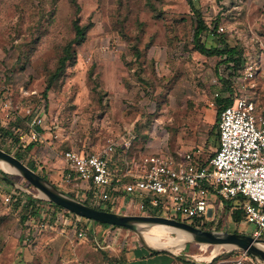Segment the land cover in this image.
I'll return each mask as SVG.
<instances>
[{"label": "rangeland", "instance_id": "obj_1", "mask_svg": "<svg viewBox=\"0 0 264 264\" xmlns=\"http://www.w3.org/2000/svg\"><path fill=\"white\" fill-rule=\"evenodd\" d=\"M191 1L209 30L216 25L217 33L218 27H223L224 32L217 34L228 46L250 52L257 51L259 43L264 46V0ZM77 3L80 24L90 23L91 27L85 41L75 49L76 62L45 97L46 79L62 47L73 36L72 2L0 0V125L7 131V135L0 136V148L20 156L26 166L33 167L37 174L73 198L76 189L63 181V174L54 163L69 149L95 153L126 129H132L135 150L149 146L175 155L199 149L202 159L211 157L218 148L214 132L219 106L215 94L220 95L221 86L213 83L218 59L195 51V20L187 1ZM212 43L218 45L216 41ZM257 94L264 98V88ZM37 106L44 108L42 124L32 127L29 123ZM37 129L38 136L33 138L32 132ZM43 134L48 138L44 139ZM40 139V160L35 162L29 145ZM5 176L14 185L1 180L0 185L7 194L14 193L15 200L4 204L0 198V253L5 255L0 262L19 264L21 248L31 250L37 239L47 241L58 234L61 242L54 250L50 248L52 257L40 258L41 261L79 264L77 260L64 263L61 258L62 241L82 239L73 227L58 222L50 229L41 226L42 220L22 221L26 210L22 207L27 199L18 191L30 197V193L37 192L17 174ZM229 202L235 205L234 201ZM212 205L218 222L206 225V229L252 235L255 227L244 220L234 224L225 212L224 202L219 209L218 200ZM103 208L140 215L135 208L129 213L126 202L119 207ZM149 234L158 235L163 241L176 237L175 232L160 227L151 228ZM83 240L90 262L91 257H97L122 264L135 246L142 253L150 251L137 234L123 228L108 231L96 227L94 234L87 233ZM234 251L189 243L176 253L157 251L162 258L142 264H158L168 254L181 257L183 262L188 259L197 264H227ZM200 253L204 257L198 256ZM211 254L214 259L209 260ZM140 255L135 254L136 258ZM30 257L35 259L32 254Z\"/></svg>", "mask_w": 264, "mask_h": 264}, {"label": "built area", "instance_id": "obj_2", "mask_svg": "<svg viewBox=\"0 0 264 264\" xmlns=\"http://www.w3.org/2000/svg\"><path fill=\"white\" fill-rule=\"evenodd\" d=\"M217 30L224 32L223 27ZM242 51L238 66L226 62L216 69L213 83L228 81L231 90L224 95L230 103L220 113L218 148L211 157L202 159L199 149L175 155L135 150L132 129H126L95 153L69 149L62 154L63 181L76 189L75 198L95 208L119 207L126 202L129 213L135 208L140 215L178 217L194 221L198 228L218 222L211 198L218 200V209L224 201L241 198L244 223L255 227L252 237L263 239L264 98L257 92L264 88V46L259 43L257 51ZM43 110V106L34 109L30 126H41ZM37 136L34 130L32 137ZM14 195L0 186L4 204L15 200ZM38 220L44 221V228L53 229L58 222L73 227L82 239L87 233L94 234L96 227L102 228L48 205L41 208ZM227 264L264 263L246 251L235 250Z\"/></svg>", "mask_w": 264, "mask_h": 264}, {"label": "water", "instance_id": "obj_3", "mask_svg": "<svg viewBox=\"0 0 264 264\" xmlns=\"http://www.w3.org/2000/svg\"><path fill=\"white\" fill-rule=\"evenodd\" d=\"M2 163L8 165L13 171L5 172L0 166V180L4 183L13 186L14 183L4 174L15 173L37 192L36 195L30 193L34 199L44 200L54 204L73 215L82 217L93 223L119 227L131 231L137 234L145 247L150 251L157 252L166 250H156L148 247L144 242L138 226H147V229L154 227L169 228L173 231L182 232L189 236V240L183 244V248L189 243L203 246L227 247L234 250L246 251L264 263V240L262 239H256L251 235L228 232L226 230H204L185 221L162 215H133L100 210L60 191L44 177L26 166L19 158L0 148V165Z\"/></svg>", "mask_w": 264, "mask_h": 264}, {"label": "trees", "instance_id": "obj_4", "mask_svg": "<svg viewBox=\"0 0 264 264\" xmlns=\"http://www.w3.org/2000/svg\"><path fill=\"white\" fill-rule=\"evenodd\" d=\"M186 1L193 12V16L195 20L194 21L195 24L193 28V44H194L195 51H197L201 55L208 57V58H214V57L217 58L218 65L221 63H226V62H233L235 66H238L240 62V55L243 52L242 49L228 46L225 43V39L222 37V35H218L216 33V25H214V27L211 30H209L208 27L205 25L200 12L194 8L192 1L191 0H186ZM71 2L74 7V19L72 21L73 36L62 47L60 55L58 56L56 60L55 67L52 71H50L46 79V86L44 90L45 97H46V93L50 89H52L53 86L66 73V69L69 66L74 65V63L76 62L75 49L85 41L87 32L89 31L91 27L90 23L88 25L80 24V20L78 17V14L80 12V6L78 5L77 0H71ZM202 36H204L205 38L204 41H202ZM214 41H216L218 45H214L212 43ZM220 82H221L220 95L216 99V103L219 106V110L217 112V124H216V130L214 132V135L217 139V144H218V121H219L220 113L222 109L230 103L229 99L225 98L224 95L230 92L231 90L230 83L228 81L220 80ZM37 131L39 132V129H37ZM5 134L7 135V131L5 130L4 127H2V125H0V136H3ZM16 157L21 160L20 156H16ZM31 169L35 171L33 167H31ZM0 183L3 184V182L1 181ZM18 193L23 196H26V199H27L26 204L22 207V209L24 210L26 209L22 216V221L27 222L29 218L31 219L30 223H33L36 219H39L41 208L47 205L55 209H60V207L54 204H51L49 202L34 199L26 195L25 193H21L20 191H18ZM232 201L235 202L234 206H232L229 201H224L225 212L228 213V217L232 220L234 224H238L242 220H244V214L242 211V199L237 198ZM17 202L18 203L16 204V206L18 207L20 204V201H17ZM84 203L86 204V202ZM96 208L100 210L111 211L110 209H104L103 206H99ZM175 219L181 220L178 217ZM187 223H190L191 225L196 226L194 221L187 222ZM94 225L95 226H106V225H102L98 223H94ZM109 227L119 228V227H113V226H109ZM200 228L206 230V227H200ZM151 254L154 255L158 253L151 251Z\"/></svg>", "mask_w": 264, "mask_h": 264}, {"label": "crops", "instance_id": "obj_5", "mask_svg": "<svg viewBox=\"0 0 264 264\" xmlns=\"http://www.w3.org/2000/svg\"><path fill=\"white\" fill-rule=\"evenodd\" d=\"M44 139H47V134H43ZM41 139L39 140V142L35 143V144H31L29 146V148L33 149V156L32 159L35 160V162L40 160V148H41ZM46 145H50L49 142H45ZM143 151H160V152H165L162 149H150L149 146H145ZM148 149V150H147ZM168 153V152H165ZM56 167L59 168L60 173L64 174V170H65V166H64V162L62 160V158L60 160H58V162L54 163ZM212 200V199H211ZM216 201L215 198H213V203ZM104 227V226H102ZM61 232H64V230H61ZM60 234V233H59ZM56 236V237H55ZM57 235H54L51 238H47V241H42L41 239H37L35 242V245L33 246V249H22L19 254H21V259L19 264H45V262L41 261L42 259L45 260L48 257H52L50 254L52 252V250H50V248H52L54 250V246L58 245L59 242H61L60 240L57 239ZM83 239H80L77 242H73L71 240H64L61 243V258L62 260L65 262H70L73 263L74 261L76 262L79 261V264H111L109 263V261H105L104 259H100V258H93L91 257V262L88 261V255H86L87 252V245H85V243L83 242ZM49 248V250H48ZM201 250V249H200ZM137 252H140L141 255L136 258L135 254ZM2 253V252H1ZM0 253V261L5 260V255ZM31 254L34 256L33 258H35V262L34 260L30 257ZM203 255V256H202ZM200 253V255L198 256H202L204 257V254ZM189 256L193 257V255ZM195 256V255H194ZM42 258V259H40ZM143 258V259H141ZM157 258H162V256H160V254L154 255L151 254V251H149L148 253H142V250L140 249L139 246H135V248L133 249V251L127 255L126 258H124L122 261V264H142V262H149L152 260H156ZM164 258V257H163ZM209 260L212 258L214 259L213 255L211 254V256H208ZM188 259H186L185 262H183V259L179 256L176 255H166L165 261H162L158 264H197L195 263V261H187ZM0 264H3L2 262H0ZM5 264V263H4ZM6 264H14L13 262H6ZM16 264V263H15ZM204 264V263H203Z\"/></svg>", "mask_w": 264, "mask_h": 264}, {"label": "bare ground", "instance_id": "obj_6", "mask_svg": "<svg viewBox=\"0 0 264 264\" xmlns=\"http://www.w3.org/2000/svg\"><path fill=\"white\" fill-rule=\"evenodd\" d=\"M0 166L5 172H13L12 169L6 164L2 163ZM138 229L142 233V237L144 239L145 244L148 247L152 249H156V250H166L171 253H176L177 251L181 250L183 248V244L187 240H189V236L185 235L182 232L173 231L169 228L168 229L164 228V229L175 232L176 237L174 238L165 237L166 238L165 241H163L162 238L158 235L149 234L150 229H147V226H138ZM215 247H219V246H215ZM224 248H227V247H224Z\"/></svg>", "mask_w": 264, "mask_h": 264}]
</instances>
